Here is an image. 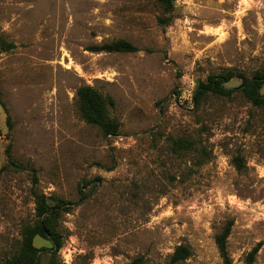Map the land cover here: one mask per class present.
<instances>
[{
    "label": "rangeland",
    "instance_id": "1",
    "mask_svg": "<svg viewBox=\"0 0 264 264\" xmlns=\"http://www.w3.org/2000/svg\"><path fill=\"white\" fill-rule=\"evenodd\" d=\"M173 4L164 26L156 0H0L11 118L9 131L0 106V261L35 219L37 191L75 204L61 218L60 264H173L178 246L191 255L175 264H222L215 238L228 224L233 263L261 244L264 264V110L239 94L193 101L209 75L264 66V0ZM115 40L138 51L90 50ZM85 85L114 99L118 136L82 119ZM11 161L26 169H4Z\"/></svg>",
    "mask_w": 264,
    "mask_h": 264
},
{
    "label": "trees",
    "instance_id": "2",
    "mask_svg": "<svg viewBox=\"0 0 264 264\" xmlns=\"http://www.w3.org/2000/svg\"><path fill=\"white\" fill-rule=\"evenodd\" d=\"M161 6L167 17L159 18L158 23L169 25L173 11V0H156ZM2 43L4 51L12 49V45ZM93 53H134L138 49L128 41L115 40L100 46L91 47ZM240 81L237 87H229L228 84L233 80ZM264 66L254 72L251 76L243 73L227 71L220 75H209L205 81H199L193 96L194 104L208 96L213 95L221 98H232L234 95H241L253 107L264 110ZM76 99L79 113L82 119L89 125L96 126L102 132L104 137H115L119 135L120 123L111 117V110L115 106L112 97L104 95L92 86L85 85L76 91ZM0 106L6 114L7 128L11 129V118L8 114L5 104L0 98ZM188 144L187 141L177 140L173 142L174 147L183 148ZM10 157L9 149L7 150ZM237 168L242 167V161L236 157L233 160ZM6 170H25L12 161L4 167ZM32 173V184L36 185L38 180L34 169H29ZM35 206V219L31 223L24 224L20 229V239L16 250L0 261V264H43V258L46 257L44 264H60L58 253L64 245V236L60 229L61 218L64 214L74 207V203L62 198H48L45 194L37 191L32 192ZM231 233V224L226 225L216 236L215 244L222 261V264H234L227 251V240ZM42 239L49 243L48 247H36L34 242ZM261 244L256 245L247 255L245 264H254L255 257ZM191 252L186 246H178L171 256V263H179L188 259ZM129 264H142V260L137 259Z\"/></svg>",
    "mask_w": 264,
    "mask_h": 264
}]
</instances>
